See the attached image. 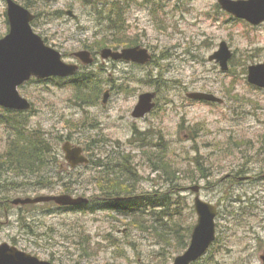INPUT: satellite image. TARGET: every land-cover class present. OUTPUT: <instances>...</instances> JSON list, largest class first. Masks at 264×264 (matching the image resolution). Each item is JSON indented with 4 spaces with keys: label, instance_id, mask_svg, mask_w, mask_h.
Instances as JSON below:
<instances>
[{
    "label": "rangeland",
    "instance_id": "rangeland-1",
    "mask_svg": "<svg viewBox=\"0 0 264 264\" xmlns=\"http://www.w3.org/2000/svg\"><path fill=\"white\" fill-rule=\"evenodd\" d=\"M16 1L39 14L38 31L67 62H76L69 55L83 47L97 51L139 44L154 58L149 65L120 62L116 67L99 58L82 70L95 75L97 89L78 88L77 76L33 78L19 88L33 104L20 119L27 117L33 129L42 130L55 150L43 161L40 177L2 172L0 245L7 242L55 264H173L188 248L198 221L191 187L200 185V197L217 205L219 214L216 242L196 263H262L264 89L249 83L248 73L251 65L264 62V24L236 18L218 0ZM109 3L124 9L122 32L109 30ZM7 8L6 0H0V39L10 31ZM69 9L75 17L66 13ZM223 41L233 52L228 71L210 60ZM153 91L155 109L134 118L139 96ZM197 91L224 102L188 98L187 93ZM5 115L0 107V118ZM8 139L7 125L0 120V152ZM67 140L84 148L89 164H66ZM113 164L122 172L101 174ZM241 169L237 177L227 178ZM106 179H113V192L103 189ZM127 189L152 196L148 213L128 218L95 204ZM61 194L85 197L92 204L12 202ZM178 220L192 229L189 238L183 232L181 244L165 237Z\"/></svg>",
    "mask_w": 264,
    "mask_h": 264
},
{
    "label": "water",
    "instance_id": "water-1",
    "mask_svg": "<svg viewBox=\"0 0 264 264\" xmlns=\"http://www.w3.org/2000/svg\"><path fill=\"white\" fill-rule=\"evenodd\" d=\"M220 6L236 18L244 19L253 25L264 23V0H218ZM7 15L10 24L9 33L0 39V106L27 111L32 108V102L22 96L19 87L32 77L48 79L50 77H69L78 71L76 64L67 63L57 49L46 44L32 26L35 14L16 0H7ZM72 13V12H71ZM103 59L125 60L146 64L152 59L147 47L137 45L114 50L104 47L100 51ZM77 56L86 64L92 63L90 52L81 50ZM233 56L228 43L223 41L220 48L210 56V60L220 64L224 71L229 70V61ZM248 81L252 85L264 89V62L249 67ZM109 92L104 96L107 103ZM157 92H145L139 96V101L132 113L135 118H144L155 106ZM187 96L195 100L223 103L224 100L208 92H189ZM66 160L72 167L88 164L89 158L84 154L82 146L74 145L71 141L63 144ZM249 176L241 177V180ZM196 193L195 209L198 221L194 227L188 248L179 254L173 264H192L208 251L216 240V218L218 206L200 197V185L191 187ZM54 201L60 206H79L87 203L88 198L74 197L70 194L41 195L36 197L16 198L15 205H29ZM264 264V255L261 256ZM0 264H55L42 260L7 242L0 245Z\"/></svg>",
    "mask_w": 264,
    "mask_h": 264
},
{
    "label": "trees",
    "instance_id": "trees-1",
    "mask_svg": "<svg viewBox=\"0 0 264 264\" xmlns=\"http://www.w3.org/2000/svg\"><path fill=\"white\" fill-rule=\"evenodd\" d=\"M112 4H115V2H113ZM112 4L110 6L109 3V11H106L107 18L105 19V21H107L109 30L113 31V33L115 34L117 31L122 32L123 30L120 24L124 21V9L116 8L114 7L115 5ZM120 40L121 39H116L118 44H122L121 42H124ZM75 80L76 82H78L77 87L80 89H85L84 87L89 86L93 88L95 87L97 89L98 85L100 86V82L97 85V79L92 73H89L87 75L79 73ZM5 113L6 115L3 118H0V120L2 121V123L7 125V128L9 130V139L7 140V146L5 147V149L0 152V178L2 177V172L8 170L17 175L25 174L27 172V174L29 173L28 175H31L35 178L42 176L43 171L45 170L44 166L42 167L44 163L43 161H45L47 157L49 158V153L55 150V148L52 146L45 134H43L42 130H36L30 126L27 117L23 121L20 119V117L23 116L24 112L5 109ZM126 164L127 163H122L123 167L127 168ZM109 166H105L106 169L104 168V171H102L101 174L122 172L118 170L120 167H116L114 166V164L112 167ZM202 170L204 172V169ZM243 172V169L238 170L235 174H233V177H237L238 174ZM119 177L121 176L119 175ZM117 180L120 179L117 178ZM103 182L106 183V186H104L103 188L105 192H113L112 188L109 187L112 186L113 179H106ZM129 189H127L126 192L124 191L123 194L119 193L120 191H117V193L112 195L107 194L101 199L97 200L95 204H97V206L101 207L102 209L105 208V210L116 212L117 214L126 216L128 218H133L136 216L142 217L144 213H148V207H150V205H153L151 203L152 196L146 195V193L135 194L134 191H131ZM118 197H125V199L116 200V198ZM164 202L168 207L170 202ZM167 210L168 209H166L165 211L167 212ZM178 212L179 210H177L176 216L180 215V213ZM182 215L183 213L180 215V218ZM134 221H138V219H135ZM142 225H144V223ZM143 227L146 230H150L151 228L150 225L147 226L146 224ZM184 227L185 226H183L178 220L174 223V226L170 227L169 233H165V237L168 240H171L173 238L176 242L181 244L182 242L179 240H182V237L185 236L183 232L187 231L188 238L192 233L191 227L188 228V230L186 229V227ZM171 233L173 234V237L171 236ZM186 243L187 242L184 243L185 248H187ZM212 260L213 258H211L208 262H212Z\"/></svg>",
    "mask_w": 264,
    "mask_h": 264
},
{
    "label": "flooded vegetation",
    "instance_id": "flooded-vegetation-1",
    "mask_svg": "<svg viewBox=\"0 0 264 264\" xmlns=\"http://www.w3.org/2000/svg\"><path fill=\"white\" fill-rule=\"evenodd\" d=\"M6 2H7V0H6ZM30 9V8H29ZM31 10V12L32 13H34L35 14V18H34V20H32L31 21V26H32V28H33V30L37 33V34H39L43 39H44V41L46 42V44L47 45H49V46H52L53 48H55L53 45H51V43L49 42V37L46 35V34H44L43 32H39L38 31V29H37V26L38 25H36V21L39 19L38 18V16H39V14H37V12H35V11H33L32 9H30ZM72 12V13H71ZM66 13L69 15V16H71V17H75L76 15H75V13H74V11L73 10H71V9H69V10H66ZM140 45V44H139ZM141 46H143V45H141ZM144 47H146V46H144ZM110 48H112V47H110ZM148 48V47H147ZM57 49V48H56ZM112 49H114V48H112ZM117 49H121V48H117ZM149 49V48H148ZM58 50V49H57ZM81 50H87V51H89L90 52V56L92 57V59H93V62L92 63H89V64H86V63H84L78 56H77V52H73V53H71L69 56L70 57H72L74 60H76V62H68V63H73V64H76L77 66H78V72H80V73H82V70H84L85 68H87V67H90L91 65H94L96 62H99V58L103 61L102 62V64H106V62H111V63H113V65L116 67L117 66V64L118 63H120V62H126V63H129V64H132V65H134V66H144V65H149L150 63H151V61L153 60V59H151L149 62H147L146 64H140V63H136V62H132V61H125V60H113V59H103L102 57H101V55H100V51H101V49L100 50H94L93 48H91V47H87V48H82ZM80 50V51H81ZM114 50H116V49H114ZM60 53L62 54V58L64 59V61H66V59H65V57H64V54H63V52H61V50H60ZM67 62V61H66ZM82 74H85V73H82ZM152 112V111H151ZM150 112V113H151ZM84 153H86L85 152V150H84ZM66 164H68V166L69 167H71L70 165H69V163L67 162ZM61 167H64L63 165L61 166ZM229 179H231V178H235V176L233 177V175L232 174H229ZM227 177V178H228ZM239 179L241 180V176L239 177ZM90 201H91V199H89ZM90 204H91V202H90ZM83 207V206H82ZM82 207H80V208H82ZM212 248V247H211ZM210 248V249H211ZM209 249V250H210Z\"/></svg>",
    "mask_w": 264,
    "mask_h": 264
}]
</instances>
